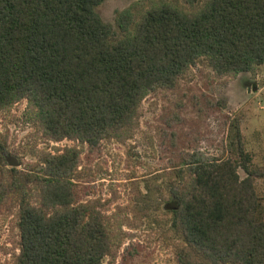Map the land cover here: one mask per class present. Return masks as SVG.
I'll use <instances>...</instances> for the list:
<instances>
[{"label": "trees", "instance_id": "16d2710c", "mask_svg": "<svg viewBox=\"0 0 264 264\" xmlns=\"http://www.w3.org/2000/svg\"><path fill=\"white\" fill-rule=\"evenodd\" d=\"M104 1L0 0V108L27 99L48 137L93 148L127 137L144 98L176 87L200 59L218 76L264 64V0H192L190 8L150 0L121 12L116 26L97 11ZM229 143L237 157L187 153L183 180L171 186L173 224L186 244L178 264H264L255 183L264 168L253 165L238 123ZM4 148L0 141L2 159ZM80 156L78 147L48 153L24 179L11 167L9 190L21 194L16 264H106L113 253L105 213L79 195Z\"/></svg>", "mask_w": 264, "mask_h": 264}, {"label": "rangeland", "instance_id": "374dc122", "mask_svg": "<svg viewBox=\"0 0 264 264\" xmlns=\"http://www.w3.org/2000/svg\"><path fill=\"white\" fill-rule=\"evenodd\" d=\"M171 1L190 8L192 0ZM193 1L200 5L206 0ZM149 5L150 0H105L97 11L116 26L121 12ZM235 123L253 165L264 168V64L236 76H218L200 59L176 87L157 88L144 98L139 124L127 137L105 138L93 148L78 140L48 137L27 99L0 108L6 156L0 157V264H16L20 252L21 194L9 190L15 178L7 159L19 162L18 177L24 179L25 173L40 171L45 155L66 147L81 151L75 176L79 195L96 203L110 225L113 253L105 257L106 264H178L186 244L173 224L171 186L183 180L179 172L186 169L187 153L237 157L229 145ZM255 183L264 203V178L256 177ZM28 187L36 201L38 186L32 182Z\"/></svg>", "mask_w": 264, "mask_h": 264}, {"label": "water", "instance_id": "95a60500", "mask_svg": "<svg viewBox=\"0 0 264 264\" xmlns=\"http://www.w3.org/2000/svg\"><path fill=\"white\" fill-rule=\"evenodd\" d=\"M9 161V164L13 167H17L19 165V162L14 158L7 159Z\"/></svg>", "mask_w": 264, "mask_h": 264}]
</instances>
